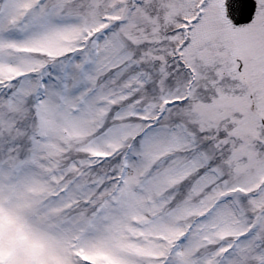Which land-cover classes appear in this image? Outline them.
<instances>
[{
    "label": "snow or ice",
    "instance_id": "1",
    "mask_svg": "<svg viewBox=\"0 0 264 264\" xmlns=\"http://www.w3.org/2000/svg\"><path fill=\"white\" fill-rule=\"evenodd\" d=\"M0 264H264V0H0Z\"/></svg>",
    "mask_w": 264,
    "mask_h": 264
}]
</instances>
